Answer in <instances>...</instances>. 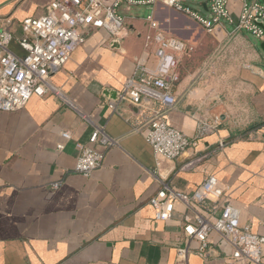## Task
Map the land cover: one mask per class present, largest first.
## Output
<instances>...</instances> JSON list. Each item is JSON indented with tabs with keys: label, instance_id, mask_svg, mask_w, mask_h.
Listing matches in <instances>:
<instances>
[{
	"label": "crops",
	"instance_id": "0c3cea01",
	"mask_svg": "<svg viewBox=\"0 0 264 264\" xmlns=\"http://www.w3.org/2000/svg\"><path fill=\"white\" fill-rule=\"evenodd\" d=\"M51 1L0 0L3 27L20 35L23 19L45 13ZM232 5L238 14L239 4ZM123 15L119 40L110 45L105 31L92 30L68 63L51 74L79 108L119 139L92 175L77 173L75 165L76 141L87 142L93 126L59 97L33 95L20 110H0V264H229L216 242L210 244L211 257L197 252L200 242L189 240L183 229L185 213L193 214L184 203L177 201L167 220L157 219L150 204L163 183L190 193L209 175L225 187L222 204L235 205L241 222L264 234V50L247 31L220 25L208 32L187 16L190 26L207 32L213 47L201 68L180 65L177 105L166 119L189 136L201 115H220L221 124L179 158L157 163L151 144L135 130L137 107L124 103L113 111L107 105L136 59L152 54L145 47L147 22ZM185 40L189 54L193 46ZM11 47L23 53L16 41ZM221 140L225 145L219 148ZM207 152V158L183 168ZM56 180L62 186L53 192ZM188 246L186 257L180 255Z\"/></svg>",
	"mask_w": 264,
	"mask_h": 264
},
{
	"label": "built area",
	"instance_id": "2783aa9c",
	"mask_svg": "<svg viewBox=\"0 0 264 264\" xmlns=\"http://www.w3.org/2000/svg\"><path fill=\"white\" fill-rule=\"evenodd\" d=\"M184 0H52L46 12L25 17L22 33L16 35L3 27L0 16V110L17 111L24 108L33 95L52 94L74 109L79 117L93 126L88 141H76L79 150L75 171L90 176L102 167L106 150L117 146L119 139L110 135L104 126L95 122L92 115L83 111L65 92L51 80V74L64 67L75 50L81 46L92 30H103L112 45L119 40L126 26L121 5H159L180 12L200 23L208 32L218 26L229 25L233 32L247 31L264 41V1L235 0L239 12H233V0H207V14L183 4ZM148 32L145 47L152 54L139 57L131 74L124 80L115 99L109 100L113 111L124 103L137 107L135 130L145 135L151 144L157 163L162 159L174 160L182 156L198 140L215 132L221 124V116L201 115L197 119L195 133L170 125L166 113L177 105L175 86L180 82L179 71L182 57L191 47L185 39L169 34L160 20L153 14L147 19ZM16 41L23 53L15 52L11 45ZM152 55V57H150ZM261 73V72H259ZM65 139H71L69 131H62ZM225 145L219 142V148ZM58 150L64 144L57 145ZM203 153L183 165L189 169L207 158ZM62 181L51 183L57 191ZM225 187L215 175H209L190 193L180 191L163 183L162 188L150 199L155 217L167 220L172 217L177 201L192 210L184 215L183 229L189 240L200 242L197 252L205 258L211 257L210 244L216 242L221 252L233 261L264 264V234L255 232L250 225L241 222L240 210L222 198ZM218 234V240L212 239ZM230 247V251L226 248ZM190 246L179 250L186 257Z\"/></svg>",
	"mask_w": 264,
	"mask_h": 264
},
{
	"label": "rangeland",
	"instance_id": "374dc122",
	"mask_svg": "<svg viewBox=\"0 0 264 264\" xmlns=\"http://www.w3.org/2000/svg\"><path fill=\"white\" fill-rule=\"evenodd\" d=\"M205 1L206 0H184L183 4L195 10H201L203 13L207 14L203 6V2ZM158 6L159 5L135 4L130 5L128 11L124 4L121 9L124 14L130 12L140 23H145L147 22L148 16L153 14ZM155 16L163 24L162 27L166 32L188 39L190 45L193 46L190 53L183 57L180 65L187 69L190 67H193L194 70L201 68L206 60V50L209 47H213L207 32L201 26H199L198 29L190 26V21L192 20L189 17L170 8H161L157 10ZM247 35L254 40L261 49V40L250 32H247Z\"/></svg>",
	"mask_w": 264,
	"mask_h": 264
},
{
	"label": "water",
	"instance_id": "95a60500",
	"mask_svg": "<svg viewBox=\"0 0 264 264\" xmlns=\"http://www.w3.org/2000/svg\"><path fill=\"white\" fill-rule=\"evenodd\" d=\"M116 42V41H115ZM261 47L264 50V41L261 43ZM117 94V93H116Z\"/></svg>",
	"mask_w": 264,
	"mask_h": 264
}]
</instances>
